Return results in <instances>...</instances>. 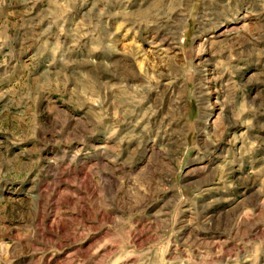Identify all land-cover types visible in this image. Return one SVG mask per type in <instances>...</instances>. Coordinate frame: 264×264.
Masks as SVG:
<instances>
[{
  "label": "rangeland",
  "instance_id": "374dc122",
  "mask_svg": "<svg viewBox=\"0 0 264 264\" xmlns=\"http://www.w3.org/2000/svg\"><path fill=\"white\" fill-rule=\"evenodd\" d=\"M0 264H264V0H0Z\"/></svg>",
  "mask_w": 264,
  "mask_h": 264
}]
</instances>
